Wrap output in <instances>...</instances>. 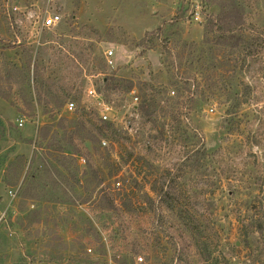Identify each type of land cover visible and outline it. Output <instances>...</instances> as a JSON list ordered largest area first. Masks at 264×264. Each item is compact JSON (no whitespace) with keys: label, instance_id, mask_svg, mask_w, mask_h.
Instances as JSON below:
<instances>
[{"label":"rangeland","instance_id":"374dc122","mask_svg":"<svg viewBox=\"0 0 264 264\" xmlns=\"http://www.w3.org/2000/svg\"><path fill=\"white\" fill-rule=\"evenodd\" d=\"M46 11L56 27L42 28ZM255 36L264 41V0H0V264H264ZM27 68L74 109L28 105ZM107 103L117 132L100 158L70 121L94 129ZM19 156L24 174L9 184ZM109 164L127 194L110 189ZM53 166H94L106 180L85 201L95 180L74 192ZM104 190L115 211L97 208Z\"/></svg>","mask_w":264,"mask_h":264},{"label":"trees","instance_id":"16d2710c","mask_svg":"<svg viewBox=\"0 0 264 264\" xmlns=\"http://www.w3.org/2000/svg\"><path fill=\"white\" fill-rule=\"evenodd\" d=\"M255 48L257 51H261L262 49H264V41L260 36H255L254 37V42L252 43V46L249 48V51L247 50L246 53L248 55H253L255 52ZM28 68H30V63L27 64ZM27 68V71L24 70L25 73V79L24 82H22L23 86L27 89L28 91V96L26 95L24 96V100L26 103L29 102L28 105H33L35 102L38 103V105H42L44 107L45 112L44 113H48V112H52L57 110V113H59L61 111V108L64 107L66 105V99H64L60 94L57 93V91H53L51 90L50 86H48L45 82H41V78L42 76L40 75L41 71H37L36 75L34 76V78L31 77V73H30V69ZM41 76V77H40ZM105 80L103 79V82ZM33 84L35 86L36 89V99L34 98V92L32 91V87ZM39 87H43V89H39ZM62 93L67 97L69 96V92H67V90L62 89L61 90ZM34 106V105H33ZM79 111L76 110V113H78ZM99 119V123H93L92 120L90 119L89 121L92 122V124L94 125V129H90V130H85V126H84V122L80 121L79 116L75 119H73L71 122V126L73 127V129H77V131L79 132V139L82 142L85 143H90L92 145H94V151L95 154L98 156L100 155V158L102 157L101 154L103 152V150L101 149V142L103 140V138H106L108 136V130H113V132H117V129L114 128L113 124L110 121H104L102 120L100 117ZM102 123V124H101ZM84 128V130H83ZM69 153H72L69 152ZM76 154V153H73ZM23 157V156H22ZM20 156L18 158H16L13 162H11V165H9V168L11 169V171L9 172V170H7L9 173L7 174V183L9 184H17L20 179L22 178L23 174H24V170L26 166H20L19 162L17 161V159L19 160ZM104 163V162H103ZM112 166L111 164H109L108 166H105V169L107 170V174L104 173V170H95L94 166H85L84 169H82V171L80 172L79 166H53L54 167V173L56 176H60L61 178H66V177H73L74 178V183L70 186V188L74 191V188L76 186L81 185V180L82 177H84L87 181L89 178H91V180H95L96 186L94 187L93 191H89L86 190L85 187L87 186H82L84 191L83 193L88 194L87 198L85 201H87L88 199H91L93 197V194L95 193V189L98 188L105 180V177L101 176V173H104L105 175L108 176V178L112 181L113 186L109 187L112 191H118L120 192L119 195L122 194H127L126 189H125V185L127 181L123 180L124 182L121 183V181L116 180V176L118 174L117 170H114V167H110ZM52 167V166H50ZM138 171V170H136ZM45 173H48V171H44ZM131 172V171H130ZM128 173V171H127ZM135 175V174H134ZM38 177L35 173L31 175V181H36L35 177ZM129 176L132 177L133 176V172L129 173ZM50 178V176L48 177V179ZM31 181L29 182V184H31ZM52 181V180H51ZM54 184L58 183L55 181H52ZM68 182V181H66ZM133 183H137V179H132ZM119 183V185H118ZM50 184L49 182L45 183V187L46 185ZM111 184V185H112ZM49 186V185H48ZM66 188H62V192L63 195L66 196V189H68L69 187L65 184ZM127 187H130L128 185H126ZM58 187V184H57ZM25 189V188H24ZM89 189V188H88ZM75 192V191H74ZM166 193V192H164ZM167 194V193H166ZM33 198V196L31 197ZM58 201H65L63 200V198L61 196H59ZM70 202H72V200H69ZM96 201L97 203V208L101 209L102 211L105 210H110V211H115L116 210V198L114 197V195H108V193L104 190L103 193L99 194L98 196H96ZM126 212H130L131 210V206L125 207ZM166 235L167 232H165ZM119 254H116V256ZM123 258L121 260H118L122 263L125 262V260L127 258L130 257V255L128 256L127 254H120ZM115 256V258H116ZM124 260V261H123Z\"/></svg>","mask_w":264,"mask_h":264},{"label":"built area","instance_id":"2783aa9c","mask_svg":"<svg viewBox=\"0 0 264 264\" xmlns=\"http://www.w3.org/2000/svg\"><path fill=\"white\" fill-rule=\"evenodd\" d=\"M46 12L47 13L43 17V20H42V28H47V29L49 28V29H51V28L56 27L60 23V21H61V16L59 14H48V11H46ZM195 15H196V19H198L199 18L198 17L199 16V12H196ZM113 53H114L113 50L106 51V53H105V55H106V57H107V59H108V61H109L110 64L113 63L112 60H111V57H112ZM88 93L90 95H93L94 94V89H89L88 90ZM99 97H100V95L98 94V98ZM134 100L137 101L138 100V97L135 96L134 97ZM107 104L109 105V103H107ZM74 107H75V103L72 102V101L68 102L67 105H66V108L69 111L73 110ZM112 107L113 106L110 104L107 108H104L102 110V112L100 113V117H101L102 120H104V121H110V122L116 121V118L114 117V114L112 113L114 107L113 108ZM24 122H25L24 119H19L18 120L19 126H23L24 125ZM118 185H119V183H118ZM18 190H19V187L16 188V190H14V191L13 190H10L9 191V194L12 195V196H15L17 194V191Z\"/></svg>","mask_w":264,"mask_h":264},{"label":"crops","instance_id":"0c3cea01","mask_svg":"<svg viewBox=\"0 0 264 264\" xmlns=\"http://www.w3.org/2000/svg\"><path fill=\"white\" fill-rule=\"evenodd\" d=\"M40 121V120H39ZM41 122V121H40ZM40 126V125H39Z\"/></svg>","mask_w":264,"mask_h":264}]
</instances>
